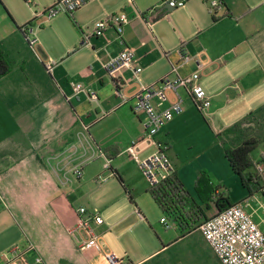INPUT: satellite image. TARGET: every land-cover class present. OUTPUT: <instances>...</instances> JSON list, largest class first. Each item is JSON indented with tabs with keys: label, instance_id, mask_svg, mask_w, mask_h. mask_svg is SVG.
<instances>
[{
	"label": "crops",
	"instance_id": "crops-1",
	"mask_svg": "<svg viewBox=\"0 0 264 264\" xmlns=\"http://www.w3.org/2000/svg\"><path fill=\"white\" fill-rule=\"evenodd\" d=\"M34 1L47 8L56 0ZM210 1L190 0L179 15L159 9L144 17L162 0H92L73 17L36 20L25 0H0V49L11 65L0 79V264H5L13 246L27 244L36 249L29 253L30 261L39 254L44 264H109L100 248L80 250L68 233L80 207L103 218L96 231L120 260L147 264L160 252L150 232V214L165 215L126 153L132 142L143 137L144 117L134 114L132 100L122 103L105 68L125 45L114 29L92 38L90 45L82 44L83 32L120 11L129 14L123 40L142 67L143 85L168 75L172 65L181 61L180 48L209 61L201 84L212 98L211 108L202 111L185 97L184 112L160 130L156 140L163 144L186 190L204 209L196 193L202 172L215 187L223 188L217 193L223 191L231 204H242L264 231V201L259 198L264 194L263 182L259 177L262 189L250 194L224 152L226 131L264 107V0H221L216 13L210 12ZM32 22L40 43L37 49L20 30ZM45 59L54 62L51 72ZM198 69L193 60L179 72L187 76ZM123 76L131 97L137 83L130 71ZM77 84L85 91L77 93ZM89 93H96L98 100L91 101ZM242 98H255L258 103L233 109L229 121L221 124L217 117L229 102ZM154 151L150 148L145 154ZM107 159L109 171L104 170ZM77 168L82 171L80 178ZM110 172L115 184L99 186V176L109 177ZM215 210L211 204L205 211L209 217ZM174 229L180 233L177 226Z\"/></svg>",
	"mask_w": 264,
	"mask_h": 264
},
{
	"label": "built area",
	"instance_id": "built-area-1",
	"mask_svg": "<svg viewBox=\"0 0 264 264\" xmlns=\"http://www.w3.org/2000/svg\"><path fill=\"white\" fill-rule=\"evenodd\" d=\"M92 0H56L46 9L37 11L34 0L25 2L34 7L35 19L46 18L51 20L59 14H67L73 17ZM190 0H164L165 7L176 10L184 8ZM221 0L208 2L210 12L216 13L222 7ZM159 7L152 8L144 17L159 11ZM129 23V17L125 11L110 14L105 20L98 22L91 32H83L82 44L90 45L92 38L105 36L109 29H114L120 42L125 45L124 49L113 58L106 66L108 75L113 81L116 92L122 97V103L133 101L132 110L138 117H144L142 125L144 135L142 138L132 142L126 149V153L140 168L151 188L158 186L168 178L176 174L175 166L165 151L163 144L156 140V135L176 116L184 112V98H190L200 110H207L212 106V98L207 94L201 84L202 71L207 67L208 60L197 56H191L184 51L178 50L180 63L172 65L171 72L161 80L151 85H143L139 80L142 67L138 64L134 50L129 48L123 40L125 26ZM28 39L29 44L37 49L40 46L36 37L34 22L20 28ZM195 61L199 69L190 75L182 76L179 69L191 61ZM45 68L51 72L54 62L44 60ZM125 70L133 74V80L137 83V89L129 97L126 94L127 80L123 76ZM77 93L85 91L81 84L74 85ZM91 101H97L95 93H89ZM150 148L154 152L145 154ZM258 177L264 174V150L260 153L258 162H254ZM111 169V160L107 159L104 170ZM78 178L82 176L80 168L75 170ZM108 176H99V180L105 182ZM77 220L68 228L70 236L76 238L80 250L92 247L100 248L105 254L109 264H120L119 258L108 251L104 244V237L97 233L96 226L104 224L103 218L80 207L76 210ZM166 230L176 227V224L167 216L161 220ZM198 230L201 231L208 245L214 252L219 264H264V231L252 216L240 203L232 204L202 222ZM36 251L32 244L24 247L13 246L6 254L5 264H44L42 257L37 254L33 261L29 259V253Z\"/></svg>",
	"mask_w": 264,
	"mask_h": 264
},
{
	"label": "trees",
	"instance_id": "trees-1",
	"mask_svg": "<svg viewBox=\"0 0 264 264\" xmlns=\"http://www.w3.org/2000/svg\"><path fill=\"white\" fill-rule=\"evenodd\" d=\"M10 71L11 65L0 49V79ZM263 111L264 107L248 114L231 126L226 134L228 136L236 134L240 126L246 123L250 117ZM262 143H264V135L244 134L236 142L224 146L225 156L232 171L241 179L243 185L252 195L262 189L252 158ZM218 189L222 190L223 188L215 187L209 176L202 172L196 183V193L199 200L205 205V209L186 190L176 174L158 186L150 188V195L162 213L176 224L181 237H184L197 230L199 225L208 219L205 210H210L211 204L218 212L232 205L229 197L223 191L217 193Z\"/></svg>",
	"mask_w": 264,
	"mask_h": 264
},
{
	"label": "rangeland",
	"instance_id": "rangeland-1",
	"mask_svg": "<svg viewBox=\"0 0 264 264\" xmlns=\"http://www.w3.org/2000/svg\"><path fill=\"white\" fill-rule=\"evenodd\" d=\"M164 0H162V3L158 5L160 10H164L165 12L168 11L169 8H166L163 4ZM213 1V0H212ZM210 1V2H212ZM56 2V1H55ZM54 2V3H55ZM36 3V2H35ZM27 4V3H26ZM28 5V4H27ZM37 5V3H36ZM29 6V5H28ZM52 6V5H51ZM50 6V7H51ZM32 7V6H31ZM48 8V7H47ZM34 10V17H35V8L32 7ZM46 8H40L37 7V11H41ZM184 8H179L176 10H172L169 12L172 14H181ZM168 13V14H169ZM112 14V13H110ZM110 14L105 16L104 18H101L97 21L100 22L102 20H105ZM126 14L129 17V14L126 12ZM60 15H66L67 14H59ZM75 15V14H74ZM96 23V24H97ZM95 24V25H96ZM95 28V26H94ZM93 28V30H94ZM93 30H87L85 32H91ZM96 94V93H95ZM258 100L255 98H242L240 100H232L229 102L228 109L224 110V113L219 115L217 118L221 122V124H224L228 122L230 115L229 113L233 112V109H244L246 105H250L254 107V105H257ZM261 107V106H260ZM244 134H257L259 136L264 135V111L260 114H256L249 118V120L240 126V128L237 130L236 134L232 136H228L226 134L227 142L228 144H232V142H236L237 139L239 140L241 135ZM264 150V143H262L259 148L254 152L252 158L254 162H258L260 158V153ZM111 175L109 176L108 180L105 182H102L101 180H98L97 183L99 186H106L107 184L114 185L115 178L113 177L112 172H110ZM104 176V175H103ZM112 178V179H111ZM110 179V180H109ZM261 181L263 182L264 187V174L260 176ZM114 180V181H113ZM117 186L124 191L122 186L118 181H116ZM259 198L264 201V194L260 193ZM255 205L259 208L260 203H255ZM261 209V208H260ZM157 210V209H156ZM218 212L215 210L210 213L209 217L214 216ZM208 217V218H209ZM162 215L159 216L156 212L150 214V221H151V229L150 232L152 234V238H154L158 248L160 247V252L156 255L155 259H151L147 264H218V259L215 256L214 252L208 245L207 241L205 240L203 234L200 230L192 231L190 234L181 237V234L177 232V229H169L166 230L163 225L161 224ZM150 228V226H149ZM161 239H163L165 242H163V245L161 243ZM170 242H167L169 241ZM174 242V243H173ZM170 243H173L169 245ZM163 246H167L163 248ZM152 247H150V250ZM121 259V258H120ZM120 264H130L126 260H120ZM132 262V261H131ZM134 263V262H132ZM131 263V264H132Z\"/></svg>",
	"mask_w": 264,
	"mask_h": 264
}]
</instances>
